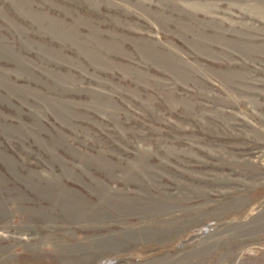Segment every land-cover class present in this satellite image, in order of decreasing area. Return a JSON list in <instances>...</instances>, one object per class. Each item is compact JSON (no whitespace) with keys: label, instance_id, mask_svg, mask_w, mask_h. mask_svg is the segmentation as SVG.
Returning <instances> with one entry per match:
<instances>
[{"label":"rangeland","instance_id":"374dc122","mask_svg":"<svg viewBox=\"0 0 264 264\" xmlns=\"http://www.w3.org/2000/svg\"><path fill=\"white\" fill-rule=\"evenodd\" d=\"M0 264H264V0H0Z\"/></svg>","mask_w":264,"mask_h":264}]
</instances>
